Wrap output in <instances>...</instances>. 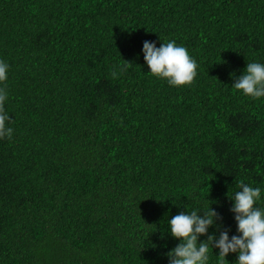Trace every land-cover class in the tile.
<instances>
[{
	"label": "trees",
	"instance_id": "1",
	"mask_svg": "<svg viewBox=\"0 0 264 264\" xmlns=\"http://www.w3.org/2000/svg\"><path fill=\"white\" fill-rule=\"evenodd\" d=\"M146 40L188 48L195 81L149 73ZM0 58V264H168L189 205L237 234L228 193L264 189V99L232 85L264 62V0H0Z\"/></svg>",
	"mask_w": 264,
	"mask_h": 264
},
{
	"label": "clouds",
	"instance_id": "2",
	"mask_svg": "<svg viewBox=\"0 0 264 264\" xmlns=\"http://www.w3.org/2000/svg\"><path fill=\"white\" fill-rule=\"evenodd\" d=\"M142 52L149 73L170 86H189L198 76L197 60L175 40L163 42L159 47L156 42L146 40ZM9 77L10 64L0 58V140H12L15 131L13 118L6 109ZM232 88L253 100L264 99V62L248 61ZM236 188L228 196L237 234L230 235V228L217 223L222 217L212 204L207 209L189 205L187 212H180L167 221L171 236L179 241L175 248L164 253L168 264H210L214 249L218 250V254L214 252L215 264L229 262V254L237 255L236 264H264V189L243 180ZM210 228H215L219 235L210 233ZM202 236L207 239L201 241Z\"/></svg>",
	"mask_w": 264,
	"mask_h": 264
}]
</instances>
